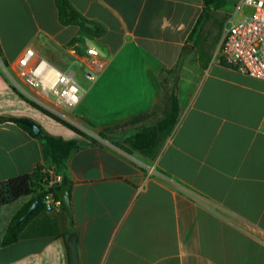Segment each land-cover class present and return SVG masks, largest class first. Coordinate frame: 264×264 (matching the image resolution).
I'll return each mask as SVG.
<instances>
[{
    "label": "crops",
    "instance_id": "crops-1",
    "mask_svg": "<svg viewBox=\"0 0 264 264\" xmlns=\"http://www.w3.org/2000/svg\"><path fill=\"white\" fill-rule=\"evenodd\" d=\"M68 2L97 34L63 25L55 0H0V185L52 168L40 134L17 119L80 146L68 162L71 216L62 205L39 209L2 246L31 196L0 204V264H71L72 232L79 264H264V81L215 60L223 33L203 45L200 24L189 39L204 0ZM88 47L100 71L90 70ZM29 48L75 72L77 119L108 145L18 91L2 64L15 67ZM173 93L176 124L146 156L126 140L163 119Z\"/></svg>",
    "mask_w": 264,
    "mask_h": 264
},
{
    "label": "built area",
    "instance_id": "built-area-1",
    "mask_svg": "<svg viewBox=\"0 0 264 264\" xmlns=\"http://www.w3.org/2000/svg\"><path fill=\"white\" fill-rule=\"evenodd\" d=\"M92 72L100 71L104 64L99 51L88 47L85 51ZM218 63H225L241 73L264 81V0H238L228 14L222 44L215 57ZM6 74L12 79L18 91L41 111L74 127L97 143L106 144L92 129L78 121L76 109L81 102L82 90L74 71H62L45 58L38 56L33 48L24 51L15 67ZM92 72L86 73L88 80H94ZM49 175L43 191L42 204L47 212L62 205L56 189L63 185V176L55 169H44Z\"/></svg>",
    "mask_w": 264,
    "mask_h": 264
},
{
    "label": "trees",
    "instance_id": "trees-1",
    "mask_svg": "<svg viewBox=\"0 0 264 264\" xmlns=\"http://www.w3.org/2000/svg\"><path fill=\"white\" fill-rule=\"evenodd\" d=\"M55 1L59 11L60 21L63 25H76L88 35L94 36L97 34V26L83 19L71 6L68 0ZM228 1L229 0H204V12L189 39L191 40L193 38V35L198 31L202 20L208 17V11L212 7L219 9L225 6ZM170 98V109L163 119L158 121L153 127L145 129L144 131L135 134L126 140L130 146L139 150L146 156L155 157L162 142L165 140L166 136L170 134L176 124L179 114V103L174 93ZM47 115L75 130L80 135L85 137L89 143H97L94 139L87 137L74 127L60 121L50 114ZM5 120L7 119L0 118V122ZM100 136L102 138H107L103 133H100ZM39 138L43 142L44 152L47 160L55 169L56 173L63 176V185H70V180L68 177V162L72 154L78 150L80 146L75 141H65L61 138L43 135L42 132L40 133ZM44 169L45 168L42 166H37L33 173L9 179L0 185L1 205H9L17 201L19 198L31 196V200L26 203L13 217L1 241L2 246L10 245L16 242L19 239L23 227L28 222V220L35 214V212H37V210L44 208V204H41L31 213L28 219L22 220L19 224H17V222L21 220L25 213L29 210L35 199L37 197H43V191L45 190L49 179V175L44 172ZM57 198L60 199L58 196ZM62 206L64 207L63 203Z\"/></svg>",
    "mask_w": 264,
    "mask_h": 264
},
{
    "label": "water",
    "instance_id": "water-1",
    "mask_svg": "<svg viewBox=\"0 0 264 264\" xmlns=\"http://www.w3.org/2000/svg\"><path fill=\"white\" fill-rule=\"evenodd\" d=\"M17 122L23 127L27 128L35 136H38L41 132L40 126L28 119H17ZM56 194L60 198L61 202L64 204L65 208L71 216L70 185H62L60 187H57ZM41 204V197H37L29 208V210L25 213L22 219L17 222V224H19L22 220L28 219L31 213ZM68 243L70 246L71 264H79L78 246L75 232H72L68 236Z\"/></svg>",
    "mask_w": 264,
    "mask_h": 264
},
{
    "label": "rangeland",
    "instance_id": "rangeland-1",
    "mask_svg": "<svg viewBox=\"0 0 264 264\" xmlns=\"http://www.w3.org/2000/svg\"><path fill=\"white\" fill-rule=\"evenodd\" d=\"M238 0H229L227 4L219 9L211 8L208 17L202 20L200 31L205 35L203 45H208L215 37L223 33L228 14Z\"/></svg>",
    "mask_w": 264,
    "mask_h": 264
}]
</instances>
